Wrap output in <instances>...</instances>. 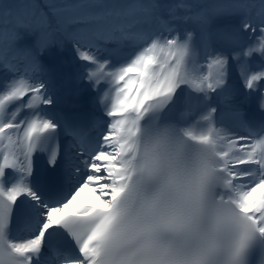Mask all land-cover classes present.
Returning <instances> with one entry per match:
<instances>
[{"label": "snow or ice", "instance_id": "1", "mask_svg": "<svg viewBox=\"0 0 264 264\" xmlns=\"http://www.w3.org/2000/svg\"><path fill=\"white\" fill-rule=\"evenodd\" d=\"M255 7L0 0V264H264ZM69 45L61 76L49 59ZM82 88L102 116L58 110Z\"/></svg>", "mask_w": 264, "mask_h": 264}, {"label": "bare ground", "instance_id": "2", "mask_svg": "<svg viewBox=\"0 0 264 264\" xmlns=\"http://www.w3.org/2000/svg\"><path fill=\"white\" fill-rule=\"evenodd\" d=\"M162 1V3H174V2H177L176 0H161ZM68 48V46L66 47V49ZM72 58H73V54L71 53V50L69 49V50H65L62 54H60V55H58V56H53V57H51L50 59H49V64L52 66V67H54V68H57L58 69V72H59V74L61 75V76H64V75H69V74H71L72 72H73V70L75 69V67H76V65H73L72 63H71V60H72ZM61 60H63V61H65L66 63H64V64H61L60 62H61ZM67 70H70L69 72H67ZM106 88H107V85H106ZM105 88V89H106ZM101 92H103V91H101ZM64 108H66V110H70V111H72L71 109V105L70 106H67V107H64ZM182 108V105H178V114H177V116L179 117V111H180V109ZM61 110H63V111H65L63 108H61ZM230 120V117H227L225 120ZM204 125H199L195 130L196 131H201V130H203L204 129ZM82 194H88L89 196H90V194L89 193H87V192H84V193H82ZM81 194V195H82Z\"/></svg>", "mask_w": 264, "mask_h": 264}, {"label": "clouds", "instance_id": "3", "mask_svg": "<svg viewBox=\"0 0 264 264\" xmlns=\"http://www.w3.org/2000/svg\"><path fill=\"white\" fill-rule=\"evenodd\" d=\"M196 163H197V157L195 151H193L191 157L187 161V164L189 167H195Z\"/></svg>", "mask_w": 264, "mask_h": 264}]
</instances>
